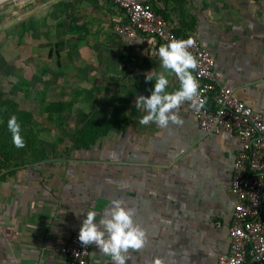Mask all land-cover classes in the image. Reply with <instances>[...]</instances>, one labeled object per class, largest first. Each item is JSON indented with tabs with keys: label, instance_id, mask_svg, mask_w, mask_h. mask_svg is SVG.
I'll return each mask as SVG.
<instances>
[{
	"label": "crops",
	"instance_id": "0c3cea01",
	"mask_svg": "<svg viewBox=\"0 0 264 264\" xmlns=\"http://www.w3.org/2000/svg\"><path fill=\"white\" fill-rule=\"evenodd\" d=\"M139 1L150 3L177 35L194 36L211 54L218 82L264 117V0ZM74 2L93 10L85 19L79 13L78 31H66L80 53L78 68L93 58L95 85L110 101L105 109H124L125 121L91 143L65 145L0 172V264H63L59 247L84 215L96 211L99 221L115 200L134 209L147 237L144 248L129 250L126 264L155 258L216 264L228 247L236 136L203 134L185 102L177 113L181 125H140L146 113L136 108V97L150 95L154 84L145 76L165 72L152 53L154 41L117 35L111 24L119 12L108 0L64 5ZM165 74L168 90L178 89L175 75ZM87 264L112 262L90 245Z\"/></svg>",
	"mask_w": 264,
	"mask_h": 264
},
{
	"label": "rangeland",
	"instance_id": "374dc122",
	"mask_svg": "<svg viewBox=\"0 0 264 264\" xmlns=\"http://www.w3.org/2000/svg\"><path fill=\"white\" fill-rule=\"evenodd\" d=\"M49 1L0 0V172L11 163L47 158L65 145L91 143L125 121L124 109H105L110 101L95 85L93 58L79 69L80 53L66 35L67 28L78 31L79 13L85 19L93 10ZM12 115L23 148L12 143Z\"/></svg>",
	"mask_w": 264,
	"mask_h": 264
},
{
	"label": "built area",
	"instance_id": "2783aa9c",
	"mask_svg": "<svg viewBox=\"0 0 264 264\" xmlns=\"http://www.w3.org/2000/svg\"><path fill=\"white\" fill-rule=\"evenodd\" d=\"M119 12L112 30L126 39L143 37L154 41L152 53L172 39L193 40L191 51L198 60L193 72L200 84L199 92L207 98L200 111L185 105L203 134L231 132L237 148L231 163L230 192L235 202L227 227L228 247L216 256V264H264V117L242 102L230 86L220 84L208 50L191 35H177L150 3L139 0H108ZM73 232L59 247L63 264H87L90 245L78 240Z\"/></svg>",
	"mask_w": 264,
	"mask_h": 264
},
{
	"label": "clouds",
	"instance_id": "9594fccd",
	"mask_svg": "<svg viewBox=\"0 0 264 264\" xmlns=\"http://www.w3.org/2000/svg\"><path fill=\"white\" fill-rule=\"evenodd\" d=\"M193 43L191 38L172 39L159 47L161 67L166 73L175 75L179 88L168 90L169 79L165 72L147 73L146 81H153L154 84L150 95L136 97V108H142L146 113L140 118V125H148L150 122L162 128L168 127L170 123L181 125L183 120L177 113L184 102H191L195 111L205 107L207 98L199 92V81L193 75L198 67L197 57L189 51ZM7 128L13 145L23 148L25 142L15 115L8 119ZM84 217L78 232L79 242L84 246L95 245L102 255L111 258L112 264H126L129 250L139 251L146 244L145 230L136 222L134 209L122 201H113L99 221L96 211H88ZM152 264H163V261L155 258Z\"/></svg>",
	"mask_w": 264,
	"mask_h": 264
},
{
	"label": "water",
	"instance_id": "95a60500",
	"mask_svg": "<svg viewBox=\"0 0 264 264\" xmlns=\"http://www.w3.org/2000/svg\"><path fill=\"white\" fill-rule=\"evenodd\" d=\"M51 1H54V0H50L49 2H51ZM49 2H45L41 6H46Z\"/></svg>",
	"mask_w": 264,
	"mask_h": 264
}]
</instances>
